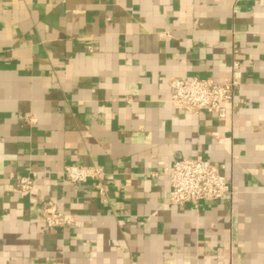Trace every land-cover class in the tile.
Listing matches in <instances>:
<instances>
[{
    "label": "crops",
    "instance_id": "crops-1",
    "mask_svg": "<svg viewBox=\"0 0 264 264\" xmlns=\"http://www.w3.org/2000/svg\"><path fill=\"white\" fill-rule=\"evenodd\" d=\"M190 77L236 103L175 107ZM197 155L232 192L171 202L164 168ZM0 264H264V0H0Z\"/></svg>",
    "mask_w": 264,
    "mask_h": 264
},
{
    "label": "built area",
    "instance_id": "built-area-1",
    "mask_svg": "<svg viewBox=\"0 0 264 264\" xmlns=\"http://www.w3.org/2000/svg\"><path fill=\"white\" fill-rule=\"evenodd\" d=\"M238 66L239 62L235 61L234 67ZM238 85L234 77L223 82L202 77L176 78L170 84V99L175 107L182 110L194 113L206 111L225 116L227 105L236 103ZM163 173L170 182L169 200L176 204L197 205L201 200L219 199L232 192L230 182L218 166L202 155L183 158L164 168ZM65 174L68 180L75 183H83L90 178H112L99 167L81 165L66 166ZM32 182L29 178H22L20 188H31ZM43 214L49 227L79 223L76 216L64 213L52 200L45 203Z\"/></svg>",
    "mask_w": 264,
    "mask_h": 264
}]
</instances>
